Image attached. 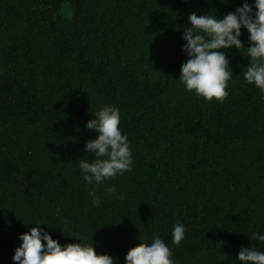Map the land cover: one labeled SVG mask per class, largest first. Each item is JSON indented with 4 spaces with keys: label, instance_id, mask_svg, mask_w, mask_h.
<instances>
[{
    "label": "trees",
    "instance_id": "16d2710c",
    "mask_svg": "<svg viewBox=\"0 0 264 264\" xmlns=\"http://www.w3.org/2000/svg\"><path fill=\"white\" fill-rule=\"evenodd\" d=\"M243 3L0 0V264H16L20 234L37 226L114 264L156 237L174 264H242V247L264 252L250 239L264 235V93L244 79L247 29L241 50L221 49L232 72L223 102L179 79L189 14L222 19ZM105 105L119 109L133 165L89 183L79 164L95 159L85 144L98 133L86 125Z\"/></svg>",
    "mask_w": 264,
    "mask_h": 264
},
{
    "label": "clouds",
    "instance_id": "9594fccd",
    "mask_svg": "<svg viewBox=\"0 0 264 264\" xmlns=\"http://www.w3.org/2000/svg\"><path fill=\"white\" fill-rule=\"evenodd\" d=\"M253 5L244 0L235 12H229L222 19L204 13L189 14L190 26L183 34L186 44L183 51L187 60L181 67L179 77L188 92H194L205 101L227 99L228 81L232 78L229 60L221 49L235 47L241 50L244 43L239 39L241 29L249 32L250 46L247 56L250 64L244 72V79L254 84L264 93V0H254ZM119 109L113 105L101 106L95 118L87 122L86 127L95 130L98 136L88 140L85 151L94 154L92 162L81 160L79 167L84 180L102 184L105 180L131 171L133 165L130 144L126 134L119 127ZM111 194L115 186L105 190ZM92 203L99 204L94 192ZM120 199H124L121 195ZM40 225V224H37ZM185 228L181 223L174 226L172 243L179 245L184 239ZM264 241V235L254 233L250 239ZM22 243L15 249L12 259L16 264H114V258L108 254H97L91 245L68 243L61 246L48 231L32 227L20 234ZM46 241V244L44 243ZM172 252L166 243L156 237L150 244L139 243L126 253L125 264H174ZM237 258L242 264H264V252L242 247Z\"/></svg>",
    "mask_w": 264,
    "mask_h": 264
}]
</instances>
